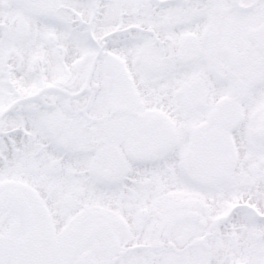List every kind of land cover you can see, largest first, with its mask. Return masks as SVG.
<instances>
[{"label":"snow or ice","instance_id":"snow-or-ice-1","mask_svg":"<svg viewBox=\"0 0 264 264\" xmlns=\"http://www.w3.org/2000/svg\"><path fill=\"white\" fill-rule=\"evenodd\" d=\"M0 264H264V0H0Z\"/></svg>","mask_w":264,"mask_h":264}]
</instances>
